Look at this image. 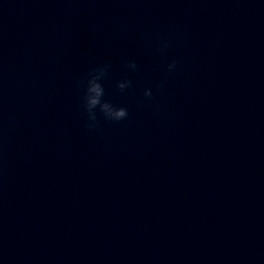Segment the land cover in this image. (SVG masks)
Here are the masks:
<instances>
[{
	"label": "clouds",
	"instance_id": "clouds-1",
	"mask_svg": "<svg viewBox=\"0 0 264 264\" xmlns=\"http://www.w3.org/2000/svg\"><path fill=\"white\" fill-rule=\"evenodd\" d=\"M161 47L167 48L168 43L163 42ZM126 67L134 71L137 69V64L134 61H128L126 63ZM176 67L177 61L173 59L167 65V72L171 73L175 71ZM109 69V63L97 65L89 72L87 79L82 82L84 88L82 107L87 113L85 127L88 129L99 127V121L97 119L96 113L97 109H99V112L107 121L120 122L125 120L129 115L128 109L126 107L116 106L112 102L104 99L105 88L103 86L102 80L107 76ZM160 86L162 87V85ZM131 87V80L125 79L116 82V89L120 92H124L126 89ZM144 96L151 99L153 96L152 90L145 89Z\"/></svg>",
	"mask_w": 264,
	"mask_h": 264
}]
</instances>
